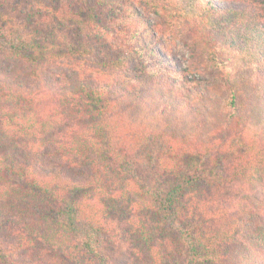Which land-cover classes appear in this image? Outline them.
<instances>
[{
    "label": "trees",
    "instance_id": "trees-1",
    "mask_svg": "<svg viewBox=\"0 0 264 264\" xmlns=\"http://www.w3.org/2000/svg\"><path fill=\"white\" fill-rule=\"evenodd\" d=\"M0 264H264V0H0Z\"/></svg>",
    "mask_w": 264,
    "mask_h": 264
},
{
    "label": "rangeland",
    "instance_id": "rangeland-1",
    "mask_svg": "<svg viewBox=\"0 0 264 264\" xmlns=\"http://www.w3.org/2000/svg\"><path fill=\"white\" fill-rule=\"evenodd\" d=\"M226 5L228 6H232V5H242V3H235V2H230V3H226ZM148 11H151V10H142V12H145L147 13ZM151 18L153 20L155 19H159V17H157V15L153 14L151 15ZM146 39L145 40H148V42H154V41H157L156 40V37H153V33H148L146 35ZM155 48H160L161 50V53H162V60H166L167 58H170V62L171 64H175V65H178V66H183L184 65V61H183V58H184V55L186 54V50H185V47L183 46L182 43L180 42H173V43H168V46L171 48V52H172V57H169L168 56V52H167V49H165L164 47H162L161 49V45L159 43H155L154 44ZM88 64L91 66L93 63L94 65L93 66H96L95 62H97L96 59H88ZM260 188H261V184L260 183H252V184H249V185H241L240 188H236V190H245L247 192H251V191H254V195H259V191H260ZM249 194V193H247Z\"/></svg>",
    "mask_w": 264,
    "mask_h": 264
}]
</instances>
